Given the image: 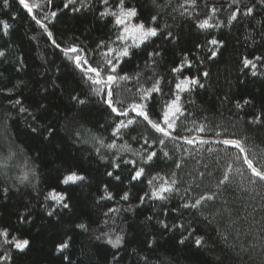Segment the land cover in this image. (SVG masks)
Masks as SVG:
<instances>
[{
	"label": "trees",
	"instance_id": "1",
	"mask_svg": "<svg viewBox=\"0 0 264 264\" xmlns=\"http://www.w3.org/2000/svg\"><path fill=\"white\" fill-rule=\"evenodd\" d=\"M64 2L66 0H54V5L59 6L55 9L58 16L49 25L57 42L65 46L78 43L90 51L97 41L111 36V25L99 18L100 5L95 4V0H91L94 7L79 12L72 11L71 6L63 8ZM129 2L141 9L142 18L146 21L150 14L159 11L161 27L164 31L171 30L177 37L171 42L163 37L154 38L147 49L158 48L162 53L156 72L170 78L169 70L184 55L194 61L196 58L204 60L203 64L197 63L193 69L186 70L197 75L203 71L209 73L201 81L205 84L203 89L197 88L185 94L189 101L188 109L198 122L201 116L209 117L213 125H221L229 133H235L236 138L247 137L245 145L253 152L264 153V128L250 124L253 113L259 115L264 111V68L253 76L242 67L243 57L264 54V40L256 23L264 20V8L256 9V20L244 19L234 23L230 29L213 32V36L224 42V47L215 59L208 60L206 50L197 45L204 44L210 37L198 30L187 16L180 15L177 9L183 0H171V4L167 0H157L167 5L161 9H157L154 0ZM215 2L220 7L225 0ZM250 2L244 0V3ZM76 6L79 7L78 4ZM197 11L202 16L206 9L201 5ZM229 14V11H223L220 19L226 21ZM11 16L17 18L9 20L13 25L10 35H0V49L7 52L6 60L0 58V73L3 74L0 88L15 83L18 86L16 96L23 100V106L29 111L18 112L19 106L13 107L9 104L10 97L0 94V155H7L9 145L17 153L9 162L6 174L0 172V227L18 229V235L30 240V247L22 253L13 250L14 259L9 264H69L55 250L57 243L66 238V233L73 236L72 247L65 253L69 255L70 264H264V233L261 232L264 211L253 212V208L264 204V187L258 189L260 195L255 200L250 199L247 193L230 190L215 202H206L199 210L182 209L184 190L191 183L187 176H183L188 183H182L180 192L174 193L167 202L146 200L140 205L138 197L149 189L146 183L129 185L130 166L122 165L119 171L121 181H115L106 175L107 171L116 173L111 167V153L102 151L105 159L101 160L91 144L82 142L87 135L78 140L72 134L75 129H90L94 134L107 137L109 133L99 127L110 119L106 106L91 95L80 71L51 46L39 26L16 0H12L11 9H3L0 0V18L9 19ZM253 28L257 30L252 31ZM249 35L255 39V44L246 39ZM33 36L37 39L33 40ZM21 57L25 67L16 71L19 66L17 60ZM146 59L144 49L136 50L121 67L133 74L144 69ZM74 95L87 99L88 103L78 104L72 99ZM245 99L252 103L238 109L237 102L242 104ZM41 105L45 106L43 111L40 110ZM33 113L38 114V122H33ZM37 123L40 125L39 134L33 133L29 127H37ZM49 128L54 129L52 135L47 131ZM184 135L214 138L213 133H197L195 130L184 132ZM128 142L133 149H140V144ZM196 147L200 148L199 145ZM203 147L197 157L202 163L189 159L184 169L194 175L197 170L206 172L196 180L200 187L191 196L216 192L222 169L229 164L233 167V185L247 184L250 172L246 165L232 156L235 149H229V155L225 156L222 151L209 154L206 151L208 146ZM215 147L220 149L224 146ZM123 158L134 157L126 153ZM203 163L209 165L212 175L207 174ZM172 167L169 161L163 160L154 165L151 173L170 174ZM236 168H240L243 175L236 173ZM29 169L35 170V178L30 176L31 183L20 184L16 178ZM70 169L86 176V180L77 185L61 184V178ZM105 184L116 197L112 201L100 200ZM4 188L8 189L7 194L3 192ZM53 189L66 191L72 204L71 211L61 210L64 214L59 218L48 217L46 213L49 202L44 197ZM123 191L132 193L127 202L119 200ZM224 199L228 204L223 203ZM26 207L31 210L29 222L20 224L17 215ZM109 207L120 209L114 226L115 233L124 236V244L119 249L95 239L100 232L108 230L100 221L105 219L103 213ZM165 208L167 215H160ZM225 208L233 209L231 216L222 211ZM160 220L170 226L184 224L187 231L178 227L165 230L158 222ZM80 222L89 224L88 232L74 227ZM109 227H113L111 221ZM185 236L188 237L185 242L179 243ZM197 238H203L201 246L195 244ZM152 240L155 243L149 247ZM2 244L3 239L0 238ZM114 256L117 259H113Z\"/></svg>",
	"mask_w": 264,
	"mask_h": 264
},
{
	"label": "snow or ice",
	"instance_id": "2",
	"mask_svg": "<svg viewBox=\"0 0 264 264\" xmlns=\"http://www.w3.org/2000/svg\"><path fill=\"white\" fill-rule=\"evenodd\" d=\"M16 3L39 26L42 34L50 41L51 46L59 50L63 57L80 71L81 78L87 83L91 95L99 98L106 106L110 119L99 127L109 133L107 137L94 134L90 129H75L72 134L78 140L87 135V139L82 142L91 144L101 160L105 159V156L101 155L102 151L111 153V167L116 170V173L107 171L106 175L115 181H121L119 174L121 166H130L129 185L146 183L149 189L138 197L140 205H143L146 200L167 202L174 193L180 192L182 183H188L182 178L183 176H187L191 183L184 190L180 204L182 209L199 210L206 202H215L218 197L223 196L225 192H230V190L247 193L252 200L260 195L258 189L264 187V153L253 152L251 148L245 145L247 137L236 138L235 133H229L221 125H213L209 117L201 116L198 122L195 114L188 109L189 101L185 99V94H190L197 88L203 89L205 84L201 81L203 78H207L209 73L203 71L197 75L186 70L193 69L197 63L203 64L204 60L196 58L194 61L184 55L169 70L170 78L166 79L165 76L156 72L158 58L162 56V53L158 48H153L151 51L147 49L151 46L154 38L163 37L169 42L177 39L171 30L164 31L161 27L159 21L162 17L159 11L150 14L146 21L142 18L141 9L133 6L129 0H95V4L100 5L97 14L101 20L108 21L111 25L112 34L108 38L97 41L93 49L86 51L85 46L78 43L65 46L54 38L53 32L49 28V25L58 16V11L55 9L59 6L54 5V0H16ZM154 3H156L157 9L167 6L157 2V0H154ZM167 3L171 4V0H167ZM77 4L79 7L76 6ZM95 4L91 0H66L63 3V8L67 9L71 6L72 11L79 12L89 10ZM201 5L206 9L202 16L197 11ZM2 7L3 9H11L12 0H2ZM257 8H264V0H251L250 3H244V0H225L220 7L216 6L215 0H183L177 10L180 11V15L187 16L188 19L192 20L198 30L208 34L210 38L197 47L206 50V59L213 60L220 54L224 42L217 39L212 33L218 32L222 28L230 29L234 23H240L244 19L256 20ZM223 11L230 12L226 21L220 19V14ZM16 18L15 16H11L9 19L0 18V35H10L13 25L9 20ZM256 23L260 29L259 35L264 40V20L256 21ZM165 27L167 26L165 25ZM256 30V28L252 29V31ZM32 39L36 40L37 37L33 36ZM246 39L251 40L253 44L256 43L251 35L247 36ZM140 49H144L147 56L144 69L129 74L122 69L121 65L126 60H130L136 50ZM0 58L2 60L7 59L6 50L0 49ZM17 64L19 66L16 71H21L25 67L22 63V57L18 58ZM242 67L250 71L253 76H257L259 70L264 68V54H253L251 58L243 57ZM2 77L3 74L0 73V79ZM17 87L15 83L10 87L5 85L4 88H0V94L10 97L9 104L13 107L19 106L18 112H28L29 110L23 106V100L16 96ZM72 99L81 105L88 103L87 99H81L76 95ZM251 103L250 100L245 99L242 104L237 102L236 107L243 109L244 106ZM44 109L45 106L41 105L40 110L43 111ZM252 115L253 119L250 124L264 128V111L259 115L255 113ZM38 119V114L33 113V122H38ZM29 127L33 133L39 134L40 125L38 123L37 127L31 125ZM193 130L197 133H213L214 138L205 139L203 136L184 135V132L190 133ZM47 131L49 135H52L54 129L49 128ZM132 133H136V135H132ZM125 137L128 139L126 140ZM128 140L140 144V149H133ZM197 145L200 148H197ZM215 145L224 147L218 149ZM203 146H208L206 151L209 154L222 151L225 156L229 155V149H235L236 151L232 153V156L236 161H241L246 165L250 172L247 184L233 185L231 179L233 167L232 164H229L227 168L222 169V176L216 185V192L191 196V193L200 187L196 180L203 177L206 172L197 170L194 175L192 172H185L184 169L189 159H196L197 164L202 163L197 157L204 150ZM126 153H130L134 158L124 159L123 156ZM16 155L17 153L9 145L7 155H0V172L6 174L9 162ZM217 159L219 158L217 157ZM163 160L172 164L170 174L161 175L160 171H156L153 175L151 173L152 168L156 163ZM203 167L208 175H212L207 163H203ZM235 172L243 175L240 168H236ZM30 176L35 178L34 169L24 171L16 179L19 180L20 184L31 183ZM85 180L86 176L70 169L61 178L60 183L66 186L77 185ZM3 192L7 194L8 189L4 188ZM131 196L130 191H123L119 200L127 202ZM115 198L114 194L109 191V185H103L100 200L112 201ZM44 199L49 202L46 205L48 217L56 216L59 218L64 214L61 210L71 211L72 209L70 197L66 191L50 190ZM223 203L228 204V200L224 199ZM222 211L231 216L233 209L225 208ZM256 211H264V204H261L259 208H253V212ZM119 212V208L109 207L103 213L105 219L101 220L100 224L108 230L100 232L95 237L96 240L111 245L113 249H119L124 244V236L116 234L114 227L115 217ZM160 215L166 216L167 209H163ZM30 216L31 210L26 207L23 213L17 215V222L26 224L29 222ZM110 221L113 227H109ZM158 222L165 230L170 229V227H178L187 231L184 224L170 226L164 220ZM74 227L82 232H88L90 226L85 222H80ZM18 232V229L13 230L9 226L0 227V238L3 239V244L0 245V264H9L10 261H13V250L22 253L30 247V240L18 235ZM261 232L264 233V227L261 228ZM65 237L57 243L55 250L61 253L63 259L69 261L70 264L69 255L65 253L72 247L73 236L66 233ZM187 238L185 236L179 243L183 244ZM262 239H264V235H262ZM154 243V240L149 241V247ZM203 243V238L195 239L197 246H201ZM113 259H117V257L114 256Z\"/></svg>",
	"mask_w": 264,
	"mask_h": 264
}]
</instances>
